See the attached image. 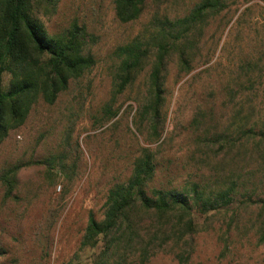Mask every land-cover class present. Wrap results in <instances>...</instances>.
I'll return each mask as SVG.
<instances>
[{"label":"rangeland","instance_id":"obj_1","mask_svg":"<svg viewBox=\"0 0 264 264\" xmlns=\"http://www.w3.org/2000/svg\"><path fill=\"white\" fill-rule=\"evenodd\" d=\"M114 2L59 0L45 19L50 34L84 26L96 65L55 105L38 103L0 145V264H94L101 249H81L89 216L103 218L110 189L129 180L145 147L157 152L153 189L238 184L233 204L201 218L196 234L146 264H264V0H226L191 73L168 58V112L156 144L147 142L148 123L143 134L136 125L151 65L117 94L116 51L140 36L146 42L154 18L184 17L203 0L150 2L129 24L118 21Z\"/></svg>","mask_w":264,"mask_h":264},{"label":"trees","instance_id":"obj_2","mask_svg":"<svg viewBox=\"0 0 264 264\" xmlns=\"http://www.w3.org/2000/svg\"><path fill=\"white\" fill-rule=\"evenodd\" d=\"M162 1L115 0V15L122 24L134 23L143 17L150 2ZM58 3L0 0V145L26 124L38 103L55 105L72 82L84 78L96 65L94 57L86 52L89 40L84 26L73 22L60 33L48 32L45 19L57 12ZM226 8V0H203L184 17L154 18L147 43L140 36L117 49L116 56L121 59L115 80L117 94L124 93L151 65L146 102L136 122L141 134L148 123V143L161 142L167 119L168 58L175 55L179 70L191 73L210 20ZM150 45L156 48L153 55ZM199 139L207 145L214 143L213 138ZM262 144L259 142L257 147ZM156 175L157 152L141 148L129 180L110 189L103 218L98 220L90 214L81 249H101L94 264L148 263L170 242L179 245L196 234L201 218L233 204L238 189L233 182L217 191L199 183L182 190H157L151 188Z\"/></svg>","mask_w":264,"mask_h":264}]
</instances>
